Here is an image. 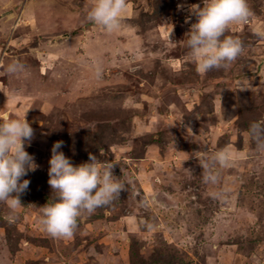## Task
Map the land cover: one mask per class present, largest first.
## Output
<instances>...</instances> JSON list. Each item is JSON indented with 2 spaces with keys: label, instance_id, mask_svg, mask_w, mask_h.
<instances>
[{
  "label": "rangeland",
  "instance_id": "1",
  "mask_svg": "<svg viewBox=\"0 0 264 264\" xmlns=\"http://www.w3.org/2000/svg\"><path fill=\"white\" fill-rule=\"evenodd\" d=\"M247 2L225 33L243 52L201 74L177 9L201 0H128L111 33L86 20L89 0H0V114L25 116L39 165L15 222L0 203V264H264V140L249 136L264 123V0ZM58 140L74 165L92 153L131 183L53 239L39 217Z\"/></svg>",
  "mask_w": 264,
  "mask_h": 264
},
{
  "label": "clouds",
  "instance_id": "2",
  "mask_svg": "<svg viewBox=\"0 0 264 264\" xmlns=\"http://www.w3.org/2000/svg\"><path fill=\"white\" fill-rule=\"evenodd\" d=\"M127 7L128 0H89L86 20L111 33L120 27ZM177 9L187 12L186 47L199 73L226 69L241 55L242 41L225 33L230 24L249 20L252 13L247 0H201V3H180ZM171 34L172 31L169 38ZM253 34L264 39V31ZM21 69L23 65L13 62L7 72L15 74ZM249 136L259 148L264 140V123L253 122ZM34 139L35 131L25 116L12 118L7 112L0 114V203H6L11 210L9 223L15 222V210L22 204L20 196L29 189L30 180L25 177L39 168L34 156L26 151ZM63 147L62 140L51 147L48 184L54 195L40 207L39 223L53 239L71 238L82 214L91 215L98 208L110 206L131 183L114 175L115 164L101 165L92 153L87 161L74 165L61 151ZM214 159L221 167L230 162L225 150L215 153ZM201 167L205 169L204 182L216 183V177L207 174L206 166ZM212 198L219 199V196L214 194Z\"/></svg>",
  "mask_w": 264,
  "mask_h": 264
}]
</instances>
